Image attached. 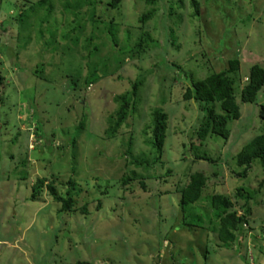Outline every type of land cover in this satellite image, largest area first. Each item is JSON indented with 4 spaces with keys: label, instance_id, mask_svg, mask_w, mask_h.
Here are the masks:
<instances>
[{
    "label": "rangeland",
    "instance_id": "1",
    "mask_svg": "<svg viewBox=\"0 0 264 264\" xmlns=\"http://www.w3.org/2000/svg\"><path fill=\"white\" fill-rule=\"evenodd\" d=\"M36 1L0 0V264H264V170L252 164L242 177L233 159L262 131L264 84L253 103H239L226 139L205 131L200 105L182 99L191 81L231 59L236 93L252 64L264 68V0H91L75 15L51 0L47 17ZM142 32L156 43L136 54ZM91 70L98 78L84 86ZM136 80L132 113L105 137L115 96ZM155 110L165 129L152 161ZM198 171L200 199L182 207L177 189ZM47 184L69 193V210ZM216 193L245 218L229 248L216 238Z\"/></svg>",
    "mask_w": 264,
    "mask_h": 264
},
{
    "label": "trees",
    "instance_id": "2",
    "mask_svg": "<svg viewBox=\"0 0 264 264\" xmlns=\"http://www.w3.org/2000/svg\"><path fill=\"white\" fill-rule=\"evenodd\" d=\"M118 1L119 0H110L109 4L111 7H115ZM147 1L150 2L151 0ZM34 3L35 5L43 6L46 9V17L52 12L53 2H51V0H37ZM94 3L95 2L91 0H62L61 6L64 12L70 11V14L75 15L82 5L93 7ZM152 11L153 10L150 9L148 12L142 14L140 17V22L143 23L145 19L151 15ZM25 14L26 13L24 11L19 13L18 21H21ZM108 31L111 32L110 28H108ZM155 43V41H151L149 39V36L146 32H142L134 43V47L137 51L136 54ZM128 50L132 51V49ZM229 65L230 67L228 69L212 72L206 74L200 79L191 81L190 87L185 88L182 93V99H193L200 105L201 110L205 112V131L207 130L209 134L218 136L221 139H226L229 135L228 123L230 120H236L239 118V103H253L255 101L257 92L264 84V68L257 64H252L246 74L245 82L236 93V82L234 81V78L229 75V72L236 69L237 61L235 59H231L229 61ZM103 74L104 72H101L100 75L102 76ZM97 78L98 76L94 73V70L89 71L86 75H84V86L90 85ZM1 80L2 76L0 75V83ZM140 84V80L133 81L129 91L117 94L115 96L114 99L119 101V105L115 111V118H112L111 116L108 117L109 126L104 131L105 137L114 136L116 128L125 119L126 115L128 113H132L134 108V97L137 92V87ZM212 105L215 106L216 109L213 108ZM151 117L152 129L150 146L154 149L155 153L152 161H156V157L160 153L164 139V114H160L157 110H155L151 113ZM257 117L263 125L262 131L250 137L248 141H246L233 156L235 164L238 167H241V171H239L237 175L242 177L246 175V172L249 170L252 164H258L260 168L264 170V104H259ZM79 127H82L81 123H79L77 128ZM190 140L192 143V138H190ZM197 140L199 141V139ZM127 144L129 147L130 141H128ZM125 152L129 153V148H127ZM195 159L211 161V159L205 158L203 155H195ZM132 162L136 166L147 164L146 160L135 158L132 159ZM122 178V183H126L128 178L125 175L122 176ZM205 178L206 176L202 171L194 172L190 175L189 180L177 189L179 192V203L182 207L190 203H194L200 199ZM42 181L43 180L41 178H38L31 186L32 196L35 195L37 191H39L38 189L42 186ZM68 183L70 189L72 190L73 182L69 180ZM140 184L142 185L141 182ZM45 187H47L50 193L54 195V199L60 202V207L62 210L66 211L70 209L72 199L69 196V193H67L65 198H62L55 195L52 185L47 184ZM241 190L244 189L237 187L238 192ZM254 192L255 190H249V192H246L244 196V211L246 213L248 211L246 200L249 199L254 194ZM209 202L211 208L213 209L214 215L218 219L217 228L215 230L216 238L223 247L229 248L234 242H237V224L241 221H244L245 218L244 216H235L233 211H228L231 203L225 196H222L221 194H213L210 197ZM81 209L84 210L83 207ZM247 262L248 261H246L245 264H247ZM254 264H257L256 260Z\"/></svg>",
    "mask_w": 264,
    "mask_h": 264
},
{
    "label": "built area",
    "instance_id": "3",
    "mask_svg": "<svg viewBox=\"0 0 264 264\" xmlns=\"http://www.w3.org/2000/svg\"><path fill=\"white\" fill-rule=\"evenodd\" d=\"M247 264H254L252 258H249V259H248Z\"/></svg>",
    "mask_w": 264,
    "mask_h": 264
}]
</instances>
